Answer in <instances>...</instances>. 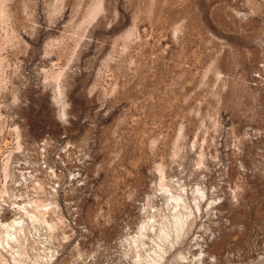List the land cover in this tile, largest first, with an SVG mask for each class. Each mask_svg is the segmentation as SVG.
Masks as SVG:
<instances>
[{
    "label": "rangeland",
    "instance_id": "obj_1",
    "mask_svg": "<svg viewBox=\"0 0 264 264\" xmlns=\"http://www.w3.org/2000/svg\"><path fill=\"white\" fill-rule=\"evenodd\" d=\"M0 264H264V0H0Z\"/></svg>",
    "mask_w": 264,
    "mask_h": 264
}]
</instances>
